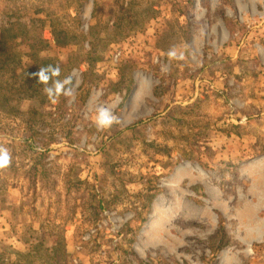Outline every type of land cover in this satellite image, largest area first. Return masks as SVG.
Instances as JSON below:
<instances>
[{
  "label": "rangeland",
  "instance_id": "1",
  "mask_svg": "<svg viewBox=\"0 0 264 264\" xmlns=\"http://www.w3.org/2000/svg\"><path fill=\"white\" fill-rule=\"evenodd\" d=\"M14 10L74 95L0 105V264H264V0Z\"/></svg>",
  "mask_w": 264,
  "mask_h": 264
},
{
  "label": "trees",
  "instance_id": "2",
  "mask_svg": "<svg viewBox=\"0 0 264 264\" xmlns=\"http://www.w3.org/2000/svg\"><path fill=\"white\" fill-rule=\"evenodd\" d=\"M6 17L0 27V105L9 108L17 105L18 109L20 103L28 100L31 110L38 113L42 105L50 101L33 74L42 66L59 65L63 80L64 66L57 57L43 55L49 42L38 32L34 19H23L24 15L17 10ZM66 77L71 76L66 74Z\"/></svg>",
  "mask_w": 264,
  "mask_h": 264
},
{
  "label": "clouds",
  "instance_id": "3",
  "mask_svg": "<svg viewBox=\"0 0 264 264\" xmlns=\"http://www.w3.org/2000/svg\"><path fill=\"white\" fill-rule=\"evenodd\" d=\"M168 56L174 60L184 59V55L178 53L175 48L169 50ZM60 73L61 69L59 65H47L42 66L37 73L33 74L38 78V84L43 85L41 88L42 93H44L53 104L58 103L61 96L71 98L74 95L72 78L65 77L61 80ZM118 123H120V117L117 116L111 108L104 105L97 107L95 124L98 130H109L114 124ZM12 159L13 157L10 150L0 145V172L11 166Z\"/></svg>",
  "mask_w": 264,
  "mask_h": 264
}]
</instances>
